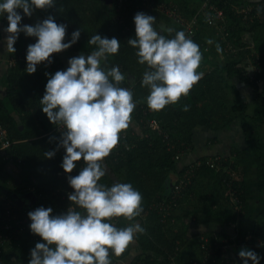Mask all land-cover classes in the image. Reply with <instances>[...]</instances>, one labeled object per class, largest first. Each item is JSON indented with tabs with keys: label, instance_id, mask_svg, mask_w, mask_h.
<instances>
[{
	"label": "trees",
	"instance_id": "16d2710c",
	"mask_svg": "<svg viewBox=\"0 0 264 264\" xmlns=\"http://www.w3.org/2000/svg\"><path fill=\"white\" fill-rule=\"evenodd\" d=\"M110 1L111 3H109ZM202 1L157 0V2L178 4L187 16L194 15ZM250 1L252 4L255 3L254 0ZM212 3L225 10L227 31L229 32L228 40L233 48L238 50L233 54L235 56L227 57L222 63L216 62L217 55H224L225 44L214 36L215 32L212 28L202 22L197 31L195 43L200 46L203 56L198 69L204 73L203 78L191 89L187 97H182L178 103L168 105L159 112L152 110L149 114L150 118H154L160 123L161 129L168 135V139L163 134L153 132L148 128H142L141 135L128 128L125 130L128 133L126 142L132 145V149L130 151H125L124 147L114 149L105 158L106 169H109L120 183H130L143 197L144 211L141 216L144 219L141 225L146 229V232L139 234L138 242L144 250L164 259L159 261L153 256L143 255L136 258L132 264H170L169 257L175 259L176 264H191L192 262L203 264V258L207 255L208 250L211 251V254L207 264H232L233 262L227 257L226 248L233 245L234 242L224 234L206 232L197 236V253L195 255H192L191 252V254L187 253L190 243L187 238V226L184 225V222L189 218L188 212L192 211L195 216L200 213L204 214L205 221L208 223L226 226L236 222L239 216L241 217L245 191L243 173L238 158H228V161L223 158V165L219 170L208 167H201L197 170L196 177L185 190V196L173 214L175 221H182L179 228H175L178 222L175 224L160 222L161 217L151 208L156 202L170 198L176 181L190 167L191 164L180 170L179 160L176 159V156L184 155L189 151L192 147L194 131L197 128L205 127L218 131L235 119H241L248 146L255 149L261 140L259 130L264 125V88L258 84V80L264 75V12L259 19L245 22L236 14L234 7L246 5L248 0H212ZM193 4H196L195 7ZM255 4H264V0ZM126 5H128L126 8L118 10V0H55L54 7L35 10L43 20L52 16L56 23L67 25L65 43L71 40L75 30H80L78 41L70 47L73 50L93 51L95 46L89 45L88 41L95 34L106 36L109 39L117 38L120 42L119 52L109 56L106 63L110 68L119 66L123 74L132 76L133 83L124 81L120 86L132 87L135 98L147 104L146 98L150 90L142 85V79L143 73L150 69L146 64L137 63L136 49L127 43L129 38H135L134 16L137 12H143L147 15L163 17L168 24H173L171 33L166 30L160 33L166 38H174L175 33L181 29L157 11L141 10L135 0H128ZM158 25H154L156 30ZM246 33L251 35L252 42L244 40ZM36 40L37 38L20 34L14 45L16 51L11 59L18 58V52L24 55V59L17 61V65L10 68L6 78L8 104L19 116L18 123L12 117V111H8L6 104L0 102V123L8 129L10 139L15 142L11 148L14 160L20 159L22 162L21 165H18L21 181L15 185L14 191L32 190L38 201L33 210L38 207H50L53 209V216L65 214L69 207L83 211L68 199V195L74 189L68 182L67 175L70 173H66L61 167L65 149L58 148L60 136L55 132L58 125L52 124L41 108L40 99L45 93L47 80L40 70L28 74L23 65L27 63L28 45L34 44ZM208 40H211L212 43H207ZM217 44L222 49L221 52H217ZM51 59V64H54L52 69L66 70L59 62L57 63L56 53L52 54ZM247 62L259 64L261 72H255L252 76L249 70L250 64ZM233 79H238L253 88L256 95L255 103H258L253 112H250L248 105L239 101L237 88L232 83ZM184 106H188L189 110L184 111ZM132 117L138 123L141 120L144 122L142 112L136 108ZM47 151H55V155L52 158H47L44 155ZM83 164V160L77 162V167L73 170L75 175L79 174ZM4 165L5 163L0 162V175ZM228 171L237 174L234 186L238 202L235 204L231 202L227 184L224 182L229 179ZM109 175L106 171V175L101 178L99 183L106 187L115 184ZM262 178L261 186L264 190V175ZM201 181H207L208 186L207 191L205 188L200 189L203 193H207L203 203L204 208L194 212L191 204L192 206H189L191 210H185L187 214L183 210L180 211L181 206L185 204V199L194 193L195 188L198 189ZM1 184L3 182L0 181V186ZM8 197L12 199L10 195ZM206 201H211L207 208H205ZM262 215L263 223L254 229L249 242L260 257L259 264H264V211ZM129 223L120 217L116 227L123 228ZM32 235L31 230H28L19 245L13 246L10 251L2 252L0 263L28 264L31 258L30 251L34 248ZM126 252L120 257L110 253V259L112 261L120 259Z\"/></svg>",
	"mask_w": 264,
	"mask_h": 264
},
{
	"label": "clouds",
	"instance_id": "9594fccd",
	"mask_svg": "<svg viewBox=\"0 0 264 264\" xmlns=\"http://www.w3.org/2000/svg\"><path fill=\"white\" fill-rule=\"evenodd\" d=\"M54 4L55 0L0 2V15L7 14L8 27L4 31L8 33V52L16 51L14 44L21 32L37 38L27 47L28 74L35 73L42 62L51 64L52 54L69 49L80 37L77 29L65 43L67 25L56 23L52 16L34 26H21L23 17L18 9L31 17L35 9H49ZM155 21V17L137 12L135 38H129L127 43L136 49L138 63L150 69L143 73L142 85L150 90L146 98L148 108L159 112L187 97L204 73L198 71L203 58L200 46L184 31L166 38L154 27ZM88 44L95 48L87 57L81 54L70 58L66 70L46 73L49 79L40 99L49 121L64 129L58 145L65 149L61 167L72 173L77 162H84L78 175L68 177L74 189L68 199L83 211L69 207L65 214L55 216L50 207L30 211V230L46 243H36L28 264H112L110 253L120 257L135 242L137 234L146 232L136 222L144 211L141 193L130 183H115L111 187L99 183L107 171L103 162L118 146L120 134L129 128L137 106L131 89L120 86L125 75L119 66L105 67L108 57L118 54L120 42L115 37L95 34ZM216 48L217 52L222 51L218 44ZM183 110L188 111V106ZM44 155L52 158L55 151ZM120 217L130 222L128 226L117 228L111 223L113 218ZM239 257L243 264L260 261L257 253L247 248L239 251Z\"/></svg>",
	"mask_w": 264,
	"mask_h": 264
},
{
	"label": "crops",
	"instance_id": "0c3cea01",
	"mask_svg": "<svg viewBox=\"0 0 264 264\" xmlns=\"http://www.w3.org/2000/svg\"><path fill=\"white\" fill-rule=\"evenodd\" d=\"M2 2V0L0 1ZM22 15L21 26L23 25H32L34 26L38 21L42 22L43 18L38 13V11L34 10L31 17L24 16L23 10H17ZM156 18L155 24H159L158 29L160 33L163 31H167L168 28L173 27V24H168L167 20L159 18L157 16H153ZM154 24V25H155ZM135 26V23H133ZM8 27L7 14L0 15V102L6 104V108L8 111H12V117H14V121L19 120V116L13 111L12 107L8 104L7 98V83L6 78L8 76V72L10 68L15 67L10 65L11 56L14 53L7 51L6 38L8 33L4 31ZM20 34H24L21 32ZM20 36V35H19ZM245 36H249V33H246ZM35 38V37H32ZM18 40V39H17ZM16 40V42H17ZM15 42V44H16ZM14 44V45H15ZM19 56H22L21 52H18ZM91 52L88 51H76L71 48L64 50L60 53H56L59 64L64 66L65 69L69 67L68 60L70 58L79 56L83 54L87 57ZM14 59V58H13ZM227 58L224 55H217L215 57L216 62H224ZM20 61V60H19ZM138 63V62H137ZM139 64V63H138ZM26 69L27 63L23 64ZM106 68H110L108 64H105ZM53 68V67H52ZM46 65H37V70L43 72L46 80L48 81V74H55L56 70L52 69ZM125 75V80L129 83H133L134 78L130 75ZM123 81V82H124ZM233 85L237 88L238 91V99L245 105H248L250 108V112H253V109L257 102L256 95L251 86L247 85L244 82L239 81L238 79L232 80ZM18 123V122H17ZM135 133L138 135L142 134L141 129H137L134 125L130 126ZM261 140L257 144V148L252 149L248 146L246 141L245 133L243 131V125L241 119H235L232 123L227 125L225 128L214 131L205 127L197 128L194 131V135L192 137V147L186 152L184 155H181L179 159V169L182 170L184 167L192 164L193 162L203 159L219 156L224 158L225 160L238 158L240 168L243 173V182H244V191H245V202L243 205V213H241V217H238V220L234 223H230L229 225H220L217 223H208L205 221L204 214L200 213V215L195 216L192 212L189 213V218L185 220L184 225L187 226V238L189 239V246L187 247V253L195 255L197 253V243L196 237L204 234L206 232H213L215 234H224L229 237L230 240L234 242L233 245H230L226 248L227 257L236 261L237 263H241L238 260L237 254L242 248L250 247V240L252 238V232L258 226H261L263 223V211H264V190L261 186V181L263 180L262 176L264 175V125L259 130ZM228 161V160H227ZM104 165L106 166V161L104 160ZM107 168V166H106ZM19 166L15 164L9 163L5 164L3 171L0 175V181L3 182L0 186V194L8 197L9 195L15 201L18 206H25L24 203H28V199L25 197L28 193H33L31 191L23 192L21 190L14 191L15 185L20 183V171ZM107 172L110 174L109 176L115 183H120L117 177L112 174L109 169ZM198 180V178H197ZM10 182L12 184V188L10 186ZM15 183V185L13 184ZM202 184V185H201ZM198 186V189H194V193H192L188 199H185V204L181 206L180 211H184L187 214L188 210H191L193 205L194 212L198 210H202L204 208L203 203L205 202V196L207 193H203L200 191L201 188H205L208 190L207 181L202 182ZM10 186V188H9ZM34 194V193H33ZM8 195V196H7ZM16 196V197H15ZM36 196V195H35ZM18 197V198H17ZM9 198V197H8ZM10 199V198H9ZM11 199V200H12ZM12 200V201H13ZM205 208L211 203V201H206ZM192 204V205H191ZM209 207V206H208ZM215 208V206H214ZM187 210V211H185ZM195 216V217H194ZM197 218V219H196ZM144 217L140 216L136 220L140 224L143 223ZM177 224H180L182 221H176ZM175 222V223H176ZM201 226H203V231H201ZM176 231V230H175ZM137 234L135 238V242L126 250V254L122 256L120 259H114L112 264H132L134 260L143 255L153 256L155 259L159 261H163V257L158 256L150 251H146L142 248L140 243L138 242ZM24 237L19 238V242ZM43 243H46L43 241ZM16 246V245H15ZM191 252V253H190ZM169 260L171 258L169 257ZM2 264V263H0ZM242 264V263H241Z\"/></svg>",
	"mask_w": 264,
	"mask_h": 264
},
{
	"label": "built area",
	"instance_id": "2783aa9c",
	"mask_svg": "<svg viewBox=\"0 0 264 264\" xmlns=\"http://www.w3.org/2000/svg\"><path fill=\"white\" fill-rule=\"evenodd\" d=\"M127 1L128 0H118V10H120L121 8H126L128 6L126 5ZM135 1L143 11H157L158 13L163 14L166 18L173 21L181 29V31H184L186 36L192 39L194 42L200 25L202 24V22H205L210 28L214 29V32L216 31V34L219 39L222 40V42L225 44L224 56L226 58L235 56L233 54L238 51L236 48H233L232 44L228 40L229 32L227 31V17L225 10L218 7L215 3H212V0H203L199 8L196 10V13L192 16L185 15L181 7L173 2H157V0ZM260 1L263 0H254L255 3ZM255 3L252 4V2L248 0V4L240 7H234L236 14L240 16L245 22H251L254 19H259L261 17V14L264 12V4ZM23 56L24 55L10 60V65L14 66L17 61L23 60ZM39 65H46L51 68L54 66V64H48L47 62H42ZM258 65H249L250 74L252 76H254L255 72H261ZM258 84L264 88V75L263 77H261V79L258 80ZM125 88H129L132 91V87ZM137 108L143 114L144 122L141 120L139 123L141 131L142 128H148L153 132L163 134V136L168 139V135L163 132L160 123L156 119L149 117L151 111L149 109L144 108L143 106ZM62 131H64V129L62 126L59 125L55 129V132L60 137ZM127 135L128 133L126 131L120 134L118 146L115 148L116 150L121 147H124L125 151H130V149H132V145L126 142ZM14 144L15 142L10 139L8 129L0 123V162L5 164H15L21 162L20 159L15 161L11 153V148ZM180 157V155L176 156V159L179 160ZM223 161L224 159L222 157L215 156L210 158H203L193 162L190 167L184 172V174L176 181L170 198L168 200L156 202L152 205V210L161 217L160 222H170V224H175L176 221L173 218V214L179 207L182 199L184 198L185 190L192 184L194 178L196 177L197 170L201 167H208L210 169L219 170L220 167L223 165ZM84 166L85 165L83 164L81 169ZM70 175L75 176V174L72 172L67 175V178ZM228 175L229 179L224 180V182L227 184V191L230 200L232 203L235 204L238 202L236 197V188L234 186L236 173L230 171ZM37 202L38 201L36 197V203ZM34 206L29 208H23L22 206H18V204H16L14 201L9 199L5 195L0 194V254L2 252L10 251L15 245H19V238L21 236L25 237V235H27V231L30 230L31 224V220L28 217V213L30 211H33ZM111 223L116 226L118 223V218H113L111 220ZM36 243H43V240L40 236L33 234V247H35ZM206 253L207 255L203 258V264H207L211 251L208 250ZM174 260L175 259L171 258L170 264H176ZM232 261V264H238L236 261ZM191 264L196 263L192 262Z\"/></svg>",
	"mask_w": 264,
	"mask_h": 264
},
{
	"label": "rangeland",
	"instance_id": "374dc122",
	"mask_svg": "<svg viewBox=\"0 0 264 264\" xmlns=\"http://www.w3.org/2000/svg\"><path fill=\"white\" fill-rule=\"evenodd\" d=\"M195 5L196 4H193V7H195ZM204 24V23H203ZM208 26V25H207ZM213 29V28H212ZM213 31H214V29H213ZM214 36H216L218 39H219V37L217 36V34H216V31H215V35ZM215 40H216V38H215ZM244 40L245 41H248V42H252V38H251V35H249V36H244ZM133 100H134V102L136 103V109L138 110V108L137 107H141V106H143L144 108H146V109H149L148 108V106H147V104H145L144 102H141L140 100H138L137 98H135V96H134V93H133ZM150 110V109H149ZM150 111H152V110H150ZM131 125H134L135 127H137V129H141V127H140V124L132 117V121H131V124H130V126ZM130 126H129V128H130ZM19 163H20V165L22 164V162H18V163H15V165L16 166H18L19 165ZM236 177H237V174H236ZM235 179H237V178H235ZM14 185H15V183H13ZM10 186H11V188H12V184H11V182H10ZM10 186H9V188H10ZM180 227V224H177L176 226H175V228H179ZM177 230V229H176ZM258 247H260L259 245H258Z\"/></svg>",
	"mask_w": 264,
	"mask_h": 264
},
{
	"label": "water",
	"instance_id": "95a60500",
	"mask_svg": "<svg viewBox=\"0 0 264 264\" xmlns=\"http://www.w3.org/2000/svg\"><path fill=\"white\" fill-rule=\"evenodd\" d=\"M109 3H111V1L109 2ZM21 129H23V126H21ZM16 197V196H15ZM27 199H28V203H24L25 204V206H27V207H32V206H34L35 204H36V196H35V194H33V193H28V194H26V196H25ZM18 198V197H17ZM247 249H250V250H253V251H255L254 250V248L253 247H247ZM256 252V251H255ZM237 257H238V260L243 264V260L239 257V253L237 254ZM248 264H252V261L251 260H249L248 261Z\"/></svg>",
	"mask_w": 264,
	"mask_h": 264
}]
</instances>
